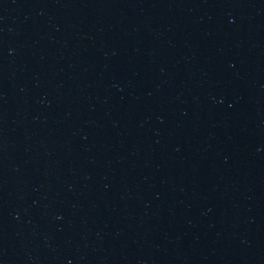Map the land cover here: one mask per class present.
Returning <instances> with one entry per match:
<instances>
[{
    "label": "water",
    "instance_id": "1",
    "mask_svg": "<svg viewBox=\"0 0 264 264\" xmlns=\"http://www.w3.org/2000/svg\"><path fill=\"white\" fill-rule=\"evenodd\" d=\"M0 264H264V0H0Z\"/></svg>",
    "mask_w": 264,
    "mask_h": 264
}]
</instances>
